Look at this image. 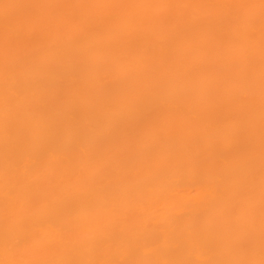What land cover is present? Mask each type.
<instances>
[{
  "label": "bare ground",
  "instance_id": "6f19581e",
  "mask_svg": "<svg viewBox=\"0 0 264 264\" xmlns=\"http://www.w3.org/2000/svg\"><path fill=\"white\" fill-rule=\"evenodd\" d=\"M0 264H264V0H0Z\"/></svg>",
  "mask_w": 264,
  "mask_h": 264
}]
</instances>
